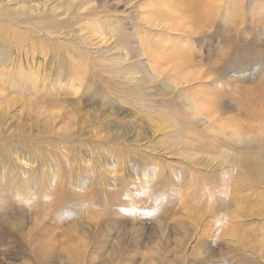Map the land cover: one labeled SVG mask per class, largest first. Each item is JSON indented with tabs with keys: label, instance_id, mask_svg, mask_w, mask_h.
Masks as SVG:
<instances>
[{
	"label": "rangeland",
	"instance_id": "374dc122",
	"mask_svg": "<svg viewBox=\"0 0 264 264\" xmlns=\"http://www.w3.org/2000/svg\"><path fill=\"white\" fill-rule=\"evenodd\" d=\"M162 4L0 0V264H264V171L226 159L228 147L254 150L255 136L264 148V133L222 135L251 124L236 112L244 96L233 81L264 82V29L254 31L258 54L237 58L245 36L226 45L229 26L195 42L224 64L215 83L226 112L209 128L138 50L136 28ZM221 6L223 22L232 5ZM102 28L107 40L94 45ZM99 44L127 55L132 80L110 75L117 59L94 58Z\"/></svg>",
	"mask_w": 264,
	"mask_h": 264
},
{
	"label": "bare ground",
	"instance_id": "6f19581e",
	"mask_svg": "<svg viewBox=\"0 0 264 264\" xmlns=\"http://www.w3.org/2000/svg\"><path fill=\"white\" fill-rule=\"evenodd\" d=\"M163 1L164 4L160 5V8L157 7L155 10L152 9L149 11V20L146 19L147 21L145 23H140V26L142 25L143 28L139 26V28H136L134 33L139 46L138 50L144 56L148 65L149 75L156 80L166 81L169 85L168 87L173 89L175 94L186 96L185 104L188 103L189 114H191L196 121L203 120L209 125V128H212V126L220 120L223 112H226L225 97L227 95V90L223 89V86L221 87L220 84L215 83L217 81V75L222 71L224 64H222L220 60L214 62L211 60L208 61L201 52L204 46L198 48L195 46V42L197 44V41L202 38L201 36L204 37L207 35L206 33L210 34L211 31L214 32L215 30H213V28L219 23L222 28L229 26L227 28L229 33L227 34L231 35L226 39V45L234 44V46H236V39L232 37L235 34V36H245V45L237 47V52L233 58H237V53L241 48H246L248 49L247 51H254V53L258 54L260 42L259 39L257 41L254 31L261 30L262 28L264 29V6L261 4L264 3V0H229L232 5V17L225 19L223 22L221 21V3L223 0H162V2ZM248 7L251 8V11H246ZM76 10L78 15H80L83 13L82 10L84 9L77 7ZM42 19L48 20L50 17L46 15ZM101 22L105 27H108L107 24H110L105 21ZM46 27L54 28L55 25L52 21V25L47 24ZM95 30H97L96 27ZM101 31V33L98 32L94 34L93 41H96L93 43L94 45L107 40V38L104 37L106 33L104 31H110L114 37L116 36V41L113 42L116 46L125 45V47H129L130 38L125 32V34L118 33L115 27H112L109 31L108 29L105 30L102 28ZM247 32H249L248 35ZM259 37L260 36H258V38ZM100 47L101 44H99L97 48L94 47L89 49V52L94 54V58L96 59L100 58L101 55L104 60L107 61L110 59L118 60L115 63H119V66H114V69L109 68L110 75H112L113 78H116L120 74L128 75L125 76V78L129 80L134 78L131 75L134 74L135 64L129 62L127 55L124 57L120 55L115 56V54L108 55L106 54L108 53V49ZM88 56L87 58H89ZM105 62L103 65L107 68L110 67V65H107L108 63L105 64ZM122 63H124V66L121 65ZM88 67L89 66H87V68ZM128 73L132 74L129 75ZM96 76L102 77V73L99 72ZM241 80L242 79H235L233 81V86L239 89L244 96L242 98L241 107L239 106L235 109L237 114H245L248 117V122H251V124L254 123V125L250 124L246 127L241 122H236L239 126H235L236 128L229 131V133L224 130V134H222L227 137V140L234 139V141L238 143L245 142V138H248L247 136L255 132L257 128H260L264 133V82L261 83V86L247 89L245 87H239V84L242 82ZM212 83L214 86L210 85ZM109 87L111 88L110 90L116 91L113 85L110 84ZM184 121H182L181 126L184 125ZM181 126H179V131L183 130ZM250 140L254 141L253 145L255 146L252 145L254 150L250 148V144L244 149H236L237 151H233L228 147V158L226 159L242 163L249 171L255 173L263 172L264 148L258 143V137H252Z\"/></svg>",
	"mask_w": 264,
	"mask_h": 264
}]
</instances>
